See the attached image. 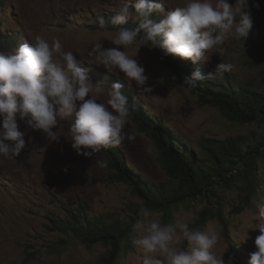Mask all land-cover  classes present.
<instances>
[{
	"label": "rangeland",
	"instance_id": "rangeland-1",
	"mask_svg": "<svg viewBox=\"0 0 264 264\" xmlns=\"http://www.w3.org/2000/svg\"><path fill=\"white\" fill-rule=\"evenodd\" d=\"M177 2L168 0L169 10ZM119 6L120 0H0V34L15 36L16 47L22 42H31L36 35L49 40L58 37L64 50L72 51L81 59L82 66L89 68L96 82L108 74L88 59L87 50L100 40L105 47L113 46L110 41L115 31H99L96 20L98 16L112 17ZM256 13L258 35L264 33V12L259 7ZM254 20L255 17L253 23ZM257 35L244 43L234 39L226 41L224 51L212 54L208 64L215 69L219 63H231L233 69L227 72L231 79L263 90L264 47L254 39ZM127 51L135 55L134 49ZM138 59L145 67L149 83L162 76L167 83L155 88L153 94H138L127 84L123 90L136 103L133 109L142 117L140 121H157L154 127L159 130L162 143L168 137L180 139L198 150L199 143L202 145L206 139L247 136L251 132L264 134V125L237 124L227 120L217 108L200 104L199 92L192 93L182 85L160 61L157 50L142 47ZM116 81V76H108L103 87L107 89V83ZM120 82L124 83L123 79ZM98 99L106 101L107 96ZM17 123L24 131V121L18 118ZM66 130L67 124L58 134L67 138ZM125 133L130 139L117 147L125 170L150 182L165 181L154 140L131 119ZM65 138L61 137L58 143L49 142L42 133L29 130L25 137L29 143L16 160L0 157V264H99L106 246L100 242L84 245L71 233L58 230V222L80 215L109 217L127 224L131 220L129 215L134 216L129 207L138 198L129 184L109 180L111 170L103 164L104 153L92 158L78 156ZM256 166V176L261 177L256 197L246 195L236 186L223 191L220 199L224 206L223 222L210 221L204 229L219 233L216 252L219 255L226 251L224 259L233 256L234 264H248L250 254L255 251L254 240L259 235L255 225L264 206V164L260 162ZM206 204L198 199L180 205L168 220L162 212L153 213L165 224L184 218L193 225L196 213ZM246 232L249 238L241 243ZM137 237L138 232L132 230L130 247L121 253L117 264H139L140 253L133 245Z\"/></svg>",
	"mask_w": 264,
	"mask_h": 264
},
{
	"label": "clouds",
	"instance_id": "clouds-1",
	"mask_svg": "<svg viewBox=\"0 0 264 264\" xmlns=\"http://www.w3.org/2000/svg\"><path fill=\"white\" fill-rule=\"evenodd\" d=\"M167 4L168 0H120L109 20L97 17L99 31L115 29L113 46L105 47L100 40L87 50L88 59L108 74L100 81H93L89 68L72 51H65L58 37L49 40L36 35L12 52H0V157L16 160L29 143L25 139L29 130L58 143L65 138L58 134L65 124V139L78 156L92 158L118 147L130 139L125 133L131 116L125 84L138 94H153L167 83L163 76L149 83L138 59L139 49H155L162 59L171 56L196 66L222 53L226 41L244 43L257 35L258 17L254 23L252 17L259 7L257 0H178L170 10ZM129 21L132 26H127ZM257 36L254 39L264 47V33ZM130 48L135 55L129 54ZM232 69L231 63H219L204 74L195 67L183 82L194 89L206 78H222ZM112 75L117 81L105 89ZM102 95L106 101L98 99ZM18 118L25 123L24 131L19 129ZM257 221L259 235L248 264H264V206ZM132 228L138 232L133 245L140 253L139 264H234L233 256L224 259L226 251L217 254V231H202L188 219L165 224L151 209L141 207ZM248 238L246 232L240 242Z\"/></svg>",
	"mask_w": 264,
	"mask_h": 264
},
{
	"label": "trees",
	"instance_id": "trees-1",
	"mask_svg": "<svg viewBox=\"0 0 264 264\" xmlns=\"http://www.w3.org/2000/svg\"><path fill=\"white\" fill-rule=\"evenodd\" d=\"M257 2L260 10L264 12V0ZM256 12L257 8L252 15L255 17L254 21L257 18ZM104 18L109 20L111 17ZM127 26H132V22L129 21ZM262 43L264 45V39ZM16 45L15 36L4 37L0 34V52L9 53ZM157 52L163 65L186 88L188 87L184 84L183 78L191 74L195 67H199L204 74L214 71L208 63L193 66L189 61L171 56L162 59L161 53L158 50ZM216 77L214 75L206 78L199 82L196 88L188 89L196 94L198 91L200 104L207 103L217 108L229 121L237 124L264 125V89L253 90L244 83L231 79L228 73L222 78ZM107 86L109 87L110 83H107ZM128 100L131 108L130 119L154 140L158 149L159 165L166 179L162 182H150L137 173H130L129 169L125 170L117 147L102 151L106 156L103 164L111 170L109 180L129 184L132 193L138 198V202L129 207L134 216L129 215L130 222L124 224L109 217L87 218L72 215L58 222L59 225L56 226L58 230L71 233L80 239L84 245L89 246L97 242L105 245L106 252L99 264L119 262L123 255L121 253H125L130 247L132 224L135 217H138L141 207L162 212L164 218L168 220L180 205L190 204L198 199L204 200L207 204L196 213L192 225L203 231L208 222L223 220L224 206L220 201L223 191L236 186L246 195L255 198L260 189L256 165L260 161L264 163V134L251 132L247 136L237 135L220 140L206 139L202 145L199 143L198 150L180 139L168 137L167 141L164 140L165 143H162L158 136L159 130L154 127L157 121H140L142 117L133 109L136 103L131 102L130 97ZM210 203L214 206H209ZM224 236L228 238L227 228Z\"/></svg>",
	"mask_w": 264,
	"mask_h": 264
}]
</instances>
